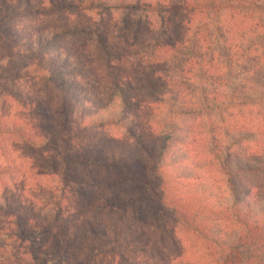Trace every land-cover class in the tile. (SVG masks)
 Returning a JSON list of instances; mask_svg holds the SVG:
<instances>
[{"label": "trees", "instance_id": "1", "mask_svg": "<svg viewBox=\"0 0 264 264\" xmlns=\"http://www.w3.org/2000/svg\"><path fill=\"white\" fill-rule=\"evenodd\" d=\"M44 1L49 10L0 6V39L22 44L10 24L32 14L110 20L31 36L43 79L79 121L19 100L43 121L0 118V138L42 150L51 172L34 176L58 182L52 206L0 200V264H264V185L248 182L264 176V0ZM91 167L93 185L80 178ZM107 211L139 249L117 250L108 225L91 220ZM169 228L201 254L156 244Z\"/></svg>", "mask_w": 264, "mask_h": 264}, {"label": "rangeland", "instance_id": "2", "mask_svg": "<svg viewBox=\"0 0 264 264\" xmlns=\"http://www.w3.org/2000/svg\"><path fill=\"white\" fill-rule=\"evenodd\" d=\"M6 2L11 3L14 7L19 3L25 2L28 4H35L37 8L45 7L49 10L44 0H0V6H3ZM91 19L95 22L98 21V23H100L99 21L105 23L110 20L109 17L100 19L91 14L87 17L79 18L69 14L47 15V13L44 12L41 15L32 14L30 16L21 17L10 24L13 28L15 27L18 29L24 38V42L22 44H12L11 42H6L5 39H0V118L12 122H22L28 126L37 125V123L39 124L40 121H43L41 111H37L41 106L43 108L41 109L43 114L51 113L52 116L58 120L63 121L67 116L72 122L79 121V109L74 105L70 108L69 113L71 114L66 115L63 113L61 107L64 103H68L69 101L59 85L47 79H43L42 76L45 77L46 75V66L43 64L41 68L39 60L33 57L31 51L34 47L31 36L41 30H45V27L49 24L54 27H68L91 23ZM28 40H30V42H28ZM55 48H62V46L61 44H57ZM52 50L50 54L56 52L55 49ZM14 100L31 102V104L37 106L35 107L37 110H24L22 107H18V103ZM2 138L3 137H1L0 140ZM0 142V200L4 197L11 200L13 197L16 202L24 201L28 209H30L29 206L42 207L54 205L53 201H57L58 194V189L56 190L58 183L57 179L47 178L45 182H43V177L34 176L37 172H44V170L51 172V169L47 170L49 168L42 161L43 158L40 156L42 150H39V148H29L8 137L2 139ZM82 149L86 148L83 146H80V148L78 147V150ZM90 152L91 150H88L89 154ZM82 154H84V152H81V155ZM20 170L26 173L25 175L27 176L19 178L18 174ZM98 174L99 172L97 169L93 167L81 169L80 178L86 180L84 183L93 185L98 178ZM248 182L251 185L263 187L264 176L251 177ZM8 186H12L14 189L6 192L4 188ZM24 188L25 191L23 192ZM20 198L22 199L20 200ZM215 198L212 199L214 203L216 202ZM69 199L71 204L74 206L77 205L78 197L76 195L71 196ZM90 217L93 222L100 221L107 224L113 232L112 237L119 242L120 246H128L131 244L134 246L132 250L139 249L133 245L135 244L133 240L125 239L126 237L124 236L123 239H121V234L124 231L123 221L120 223L121 218H123L121 214L114 216L113 213L107 211L103 216L96 217V214L93 213ZM132 224L134 225V223ZM136 226H138V224H135L134 228ZM139 227L141 230L146 229L145 231L147 233H150L152 230L151 226L147 225L140 224ZM172 231L173 230L170 228L167 232L157 231L154 236L156 244L161 248L167 246L172 252L173 250H176L175 252L183 250L185 253L191 252L194 256H199L201 254V245L198 241H195L192 236H184L178 230ZM173 243H175V248L172 247ZM124 246L117 250L124 251ZM143 255L146 256L147 259L151 258V254L149 253ZM98 258L100 257L98 256ZM202 259L204 264H211L210 261L212 260L210 258Z\"/></svg>", "mask_w": 264, "mask_h": 264}]
</instances>
